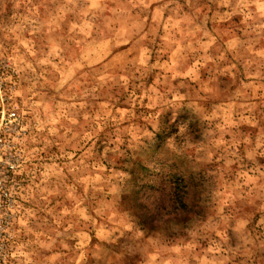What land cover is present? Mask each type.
<instances>
[{
	"label": "rangeland",
	"instance_id": "374dc122",
	"mask_svg": "<svg viewBox=\"0 0 264 264\" xmlns=\"http://www.w3.org/2000/svg\"><path fill=\"white\" fill-rule=\"evenodd\" d=\"M0 77L5 264H264V0H0Z\"/></svg>",
	"mask_w": 264,
	"mask_h": 264
},
{
	"label": "built area",
	"instance_id": "2783aa9c",
	"mask_svg": "<svg viewBox=\"0 0 264 264\" xmlns=\"http://www.w3.org/2000/svg\"><path fill=\"white\" fill-rule=\"evenodd\" d=\"M11 86L4 89L0 77V264L6 263V250L13 239L27 136L24 117L13 104L15 86Z\"/></svg>",
	"mask_w": 264,
	"mask_h": 264
}]
</instances>
